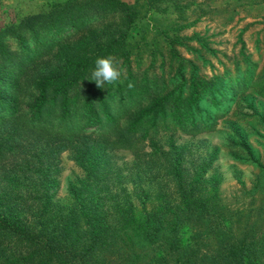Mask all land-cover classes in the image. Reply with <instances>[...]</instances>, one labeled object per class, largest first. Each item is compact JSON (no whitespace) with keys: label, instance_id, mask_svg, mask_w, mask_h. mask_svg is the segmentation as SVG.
<instances>
[{"label":"trees","instance_id":"trees-1","mask_svg":"<svg viewBox=\"0 0 264 264\" xmlns=\"http://www.w3.org/2000/svg\"><path fill=\"white\" fill-rule=\"evenodd\" d=\"M140 1L153 0H63L0 29V195H13L5 206L0 198V264H264V237L256 238L254 228L234 236L224 216L211 212L213 197L194 194L191 185L176 202L136 215L131 202L110 214L93 197L59 212L47 190L24 218L28 199L12 186L31 177L25 172L35 167V184L45 189L50 161L86 128H109L113 147L132 150L155 133L159 118L194 122L188 113L200 93L192 85L177 87L179 73L170 80L173 89L153 93L146 107L133 99L150 92L148 78L145 90L129 88L131 76L104 88L88 79L97 57L128 60L138 42L147 43L146 35L139 41L133 36ZM109 17L118 21L104 24ZM90 21L101 24L91 27ZM65 37L73 40L61 44ZM172 58L178 68L183 60ZM159 79L151 78L154 86ZM207 83L199 81V88ZM118 110L127 124L114 123ZM12 160L22 166L11 168ZM43 164L48 177L39 169ZM212 232L213 241L207 236Z\"/></svg>","mask_w":264,"mask_h":264},{"label":"rangeland","instance_id":"rangeland-1","mask_svg":"<svg viewBox=\"0 0 264 264\" xmlns=\"http://www.w3.org/2000/svg\"><path fill=\"white\" fill-rule=\"evenodd\" d=\"M60 1L0 0V29ZM139 4L133 36L139 41L146 35L147 43L138 42L133 55L119 61L121 79L131 76L138 90H145V78L149 79L150 92L141 91L133 99L142 107L149 104L153 93L163 95L182 83L187 90L191 85L197 87L199 98L188 113L194 122L178 123L173 115L159 118L155 133L141 138L132 150L113 147L109 128H86L50 161L51 179L45 181V189L40 190L39 181L35 184L39 175L34 166L25 172L31 177H20L21 184L12 186L28 199L23 205L24 218L38 208V198L47 190L59 212H68L93 197L110 214L131 202L136 215L176 202L191 185L194 194L213 197L211 212L224 216L223 223L229 224L234 236L254 228L256 238L264 237V0ZM99 22L87 24L97 27ZM71 40L65 37L61 44ZM175 55L183 60L178 68ZM177 73L178 81L171 85ZM154 76L160 77L158 86L151 82ZM202 80L207 86L199 88ZM130 105L131 101L125 106ZM121 113L115 112L114 123L122 126L127 117ZM196 124L199 127L194 129ZM8 164L17 170L15 165H21L14 160ZM39 169L48 177L47 164ZM12 197L1 194L3 206ZM217 222H210V228ZM214 235L207 236L213 241ZM207 236L202 235L206 241Z\"/></svg>","mask_w":264,"mask_h":264},{"label":"clouds","instance_id":"clouds-1","mask_svg":"<svg viewBox=\"0 0 264 264\" xmlns=\"http://www.w3.org/2000/svg\"><path fill=\"white\" fill-rule=\"evenodd\" d=\"M94 64L91 77L88 79L94 81L98 88H104L105 85H112L120 81L122 69L118 59L113 56H101L96 58ZM128 87L132 88L134 85L129 83Z\"/></svg>","mask_w":264,"mask_h":264}]
</instances>
